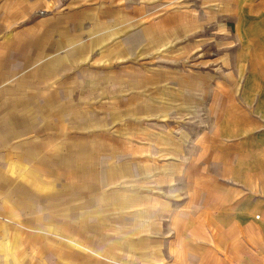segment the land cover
Returning <instances> with one entry per match:
<instances>
[{"label":"rangeland","instance_id":"rangeland-1","mask_svg":"<svg viewBox=\"0 0 264 264\" xmlns=\"http://www.w3.org/2000/svg\"><path fill=\"white\" fill-rule=\"evenodd\" d=\"M0 264H264V0H0Z\"/></svg>","mask_w":264,"mask_h":264}]
</instances>
